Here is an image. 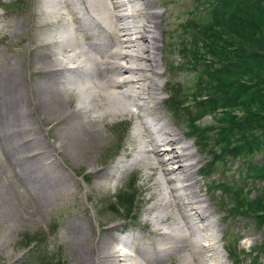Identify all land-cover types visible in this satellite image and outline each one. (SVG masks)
<instances>
[{
	"label": "bare ground",
	"instance_id": "obj_1",
	"mask_svg": "<svg viewBox=\"0 0 264 264\" xmlns=\"http://www.w3.org/2000/svg\"><path fill=\"white\" fill-rule=\"evenodd\" d=\"M85 4L91 12L89 17L81 14L74 0H37L19 20L0 17V29L7 28L10 38L23 35L27 54L24 69L12 62L0 71V144L11 143L15 156L26 158L29 175L44 177L54 172L67 181L64 172L54 168V156L68 155L70 150L82 160L86 148L102 140V131L108 130L116 117H127L134 125L130 152L125 155L128 162L121 168L139 167L147 173L145 189L151 203L144 214L153 227L151 236H159L161 244H168L149 257L177 256L178 264H225L216 246L222 238L219 222L224 216L214 219L208 207L211 204L199 194L196 175L202 171L198 166L201 157L193 148L199 149L200 141H189L192 137L185 127L174 128L164 110L158 109L159 97L165 92L160 64L165 66V40L172 35L161 26L163 19L155 10L156 2L85 0ZM103 28L109 31V41L101 33ZM90 31L97 42H86L84 37L89 38ZM21 41L11 45L14 58ZM24 70L29 78L25 77L22 94ZM54 129L61 131L57 139L49 137ZM114 171L118 174L120 170ZM96 174L107 183L113 173ZM68 183L62 188L63 196ZM31 190L33 198L36 188ZM21 196L23 199L24 194ZM89 222L80 218L74 222V245L81 254L77 264L151 262L146 256L148 248L130 245L132 238L112 235L117 223L110 224L95 240L84 236Z\"/></svg>",
	"mask_w": 264,
	"mask_h": 264
},
{
	"label": "rangeland",
	"instance_id": "obj_2",
	"mask_svg": "<svg viewBox=\"0 0 264 264\" xmlns=\"http://www.w3.org/2000/svg\"><path fill=\"white\" fill-rule=\"evenodd\" d=\"M3 1V5L0 4V17L12 20L21 19L19 16L37 3V0ZM74 1L82 15L86 17L91 15L85 7V0ZM154 1L156 2L155 10L163 19L161 26L169 29L172 35L165 40L166 51L168 49L165 66L160 64L162 72L160 80L165 92L159 97L158 109L164 110L174 128L175 125L185 127L192 137L189 141H193L194 138L200 141L198 145L200 148H193L198 150L201 157L198 166L202 168V171L196 175L199 194L207 200L208 204H211L208 207L212 210L211 216L214 219L224 216L219 222L222 238L216 246L221 250L225 264H264L262 246L264 222L255 218L244 204L252 201L262 189L263 181L256 178L249 169L264 160V150L242 158H212L208 154V145L219 151L216 130L221 126L222 117L217 114V111L210 113L198 109L192 99V96L197 93L196 87L199 84L206 85L209 79L202 75L204 67L195 66V72L191 71L194 68L188 70L191 62L190 49L197 50L198 53L203 51L201 43L203 28L209 21L207 9L215 5L217 0ZM187 23L193 26L192 31L184 28ZM1 26L0 19V28ZM90 32L89 38L84 37L86 42H97V38H93L94 32ZM101 33H104L109 41L108 29L103 28ZM22 37L23 35L10 38L7 28L0 29V71L5 67L4 64L9 65L14 62L18 68L22 66L24 69L27 66L26 63L24 64L27 54L24 48L25 43L21 41ZM20 41L18 49L21 51L19 50L14 58L10 52L11 45ZM25 77L29 78L24 70L22 94L25 91ZM197 77H201V80L199 81ZM166 81L170 86L165 85ZM174 94L177 105L175 117L169 114L164 106L166 100L170 99V95L174 97ZM234 115L240 114L234 112ZM130 121L125 116L116 117L113 125H109L108 130L102 131V140L86 148L87 152H83L82 160L74 156L70 150L67 152L68 155L56 154L54 168L62 170L68 177L67 181L56 177L54 172L44 177L40 174L29 175V162L26 158L15 156L11 143L4 142V147L0 144V245L2 246L0 247V264H77L81 254L74 245V239L77 236L76 228H74L76 218L90 221L82 233L86 237L90 236L95 240L98 234L110 224L117 223V230L112 231V235L117 238H132L129 240L130 245L148 248L145 255L151 260L149 264H178L177 256L151 258L155 255V250L168 244H161L159 236H151L153 227L144 214L145 208L151 203V200L147 201L150 193L145 189L147 184L144 179L147 173L139 167L121 168L128 162L125 155L131 148L130 139L134 122ZM190 123H192L191 126ZM60 133L61 131L54 129L49 137L57 139L56 136H60ZM212 153L215 156L218 155V152L213 150ZM3 161L9 164L6 165ZM114 169L120 170L118 174ZM101 171L113 173L107 183L98 179L99 176L96 173L100 174ZM66 183L69 185L68 192L63 196L62 188ZM31 188H36L33 198L30 195ZM18 192L21 195L24 194L23 199ZM4 194H7L6 197ZM38 197L42 201H38ZM3 201L8 204V207ZM4 208H11V211ZM9 212L13 213L10 215ZM220 235L218 234L217 237ZM227 252H231L233 256H228ZM161 259L164 260L161 261ZM140 261L143 263L142 259Z\"/></svg>",
	"mask_w": 264,
	"mask_h": 264
},
{
	"label": "trees",
	"instance_id": "obj_3",
	"mask_svg": "<svg viewBox=\"0 0 264 264\" xmlns=\"http://www.w3.org/2000/svg\"><path fill=\"white\" fill-rule=\"evenodd\" d=\"M207 10L203 51L190 49L188 70L194 68L191 71L195 72V66L204 67L202 75L209 79L206 85L196 87L197 93L192 96L195 106L205 112L217 111L222 117L216 130L219 151L208 145V154L224 159L259 153L264 150V0H217ZM185 26L193 30L189 23ZM170 96L164 106L175 117V94ZM249 171L263 181V186L252 201L244 204L264 222V160Z\"/></svg>",
	"mask_w": 264,
	"mask_h": 264
}]
</instances>
